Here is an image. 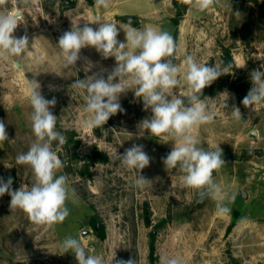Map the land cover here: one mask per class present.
I'll return each mask as SVG.
<instances>
[{"label": "rangeland", "instance_id": "obj_1", "mask_svg": "<svg viewBox=\"0 0 264 264\" xmlns=\"http://www.w3.org/2000/svg\"><path fill=\"white\" fill-rule=\"evenodd\" d=\"M263 1L217 0L199 11L186 0H109L107 9L97 8L95 0H39L31 6L9 0V10H21V24L13 35L27 34L31 55L18 66L16 58L0 59V121L9 137L0 145V178L7 181L6 173L12 172L18 180L12 190L35 183L30 166L16 163V156L26 153L36 139L29 103V82L35 80L46 99H56L50 111L57 118L56 130L66 138L57 152L63 167L56 175L68 180L69 215L63 223L37 226L23 211L11 209L7 193L0 197V264H78L73 253L62 250L66 237L80 239L105 264L129 259L162 264L171 258L180 264H264V106L246 108L242 103L252 87L250 73L264 71ZM179 12L183 14L175 25L172 19ZM122 16L129 17L133 27L153 26L177 38L175 63L192 55L198 63L228 68L211 84L212 92L210 85L203 89L201 99L214 113L213 121L191 134L199 147L213 151L219 146L222 151L225 165L213 177L227 194L229 214L216 215L214 199L201 200L197 191L183 185L179 168L165 167L175 140L165 141L139 127L152 113L133 91L120 96L122 110L103 126H83L89 118L83 111L84 95L72 84L93 74L107 79L116 62L87 47L74 67H66L58 40L72 27L88 23L97 28L93 23L100 21L117 23L123 42L128 22L120 21ZM226 52L234 69L228 67ZM89 61L93 67L86 72ZM180 78L172 95L187 103V84ZM233 106L240 109L239 121L231 115ZM56 145L53 142L54 150ZM133 145H143L151 158L140 173L151 184L142 189L134 186L137 172L117 156ZM98 153H105L108 161L94 163ZM94 220L105 228V239L95 232ZM151 232L156 233L153 257Z\"/></svg>", "mask_w": 264, "mask_h": 264}, {"label": "clouds", "instance_id": "obj_2", "mask_svg": "<svg viewBox=\"0 0 264 264\" xmlns=\"http://www.w3.org/2000/svg\"><path fill=\"white\" fill-rule=\"evenodd\" d=\"M216 2L186 0L199 11L210 9ZM11 3L31 6L38 4L39 0H11ZM8 4L9 0H0V59L16 58L18 66L21 59L31 55L29 37L27 34L19 37L13 35L21 24V10L19 7L9 10ZM95 4L97 8L104 9L110 6L109 0H95ZM93 24L99 26L93 28L86 23L83 27H72L63 33L57 44L65 66L69 68L77 64L81 49L87 47L94 48L104 59L114 58L116 62L107 79L93 74L85 79H76L72 84V88L81 90L84 95L83 111L89 118L83 121V126L87 129L103 126L111 116L122 110L120 96L133 91L135 97L142 100L144 110H151L152 113L151 118H145L139 127L165 141L175 140L174 147L163 161L165 167L179 168L183 173V185L197 191L201 200L214 199L217 202L216 215L229 214L230 208L224 203L227 194L213 177V172L225 165L222 151L219 146L213 151L199 147L200 141L191 134L195 128L213 121L214 113L201 99L203 89L224 75L228 68L221 70L217 66L198 63L192 55L185 56L180 63L173 62L177 51L173 36L153 26L136 28L129 20L123 29L119 27L125 33V41L122 42L118 40L117 23L96 21ZM92 67L89 61L85 71H91ZM181 75L187 84V103L172 95V90L182 82ZM250 78L252 87L242 103L246 108L264 106V71L253 70ZM29 103L32 108V131L36 139L26 153L16 156V163L30 166L35 183L30 188L21 185L18 190H12V178L9 177L7 181L0 178V197L7 193L11 197V209L23 211L37 226L51 227L63 223L69 215L66 207L68 180L65 175H56L63 167L57 152L66 143V138L56 130L57 118L50 111L56 99H46L35 80L29 82ZM231 115L236 121L242 118L240 109L235 106ZM8 140L5 123L0 121V143ZM53 142H57L56 150L53 149ZM117 156L123 166L137 172L135 187L142 189L151 184L140 174L150 165L151 159L143 145H133L123 155ZM62 250L73 253L78 264H105L101 256L90 254L91 250H86L78 238L66 237ZM116 264H136V261L120 260ZM162 264H180V261L176 258L164 259Z\"/></svg>", "mask_w": 264, "mask_h": 264}, {"label": "trees", "instance_id": "obj_3", "mask_svg": "<svg viewBox=\"0 0 264 264\" xmlns=\"http://www.w3.org/2000/svg\"><path fill=\"white\" fill-rule=\"evenodd\" d=\"M90 4H92V2H93V0H87ZM253 2H258V0H252ZM176 4H177V2H176ZM261 8H262V10L264 11V1H263V3L261 4ZM182 12H179L178 13V17H175L174 19H172V21H173V23L175 24V25H178V22H179V18L182 16ZM129 19V17H127V16H122V17H120V21H122V22H124V23H127L128 20ZM175 40V42L177 41V38H175L174 39ZM226 59H227V64H228V67L230 68V69H234L235 68V63H234V61H233V59H232V57L230 56V53L229 52H226ZM173 62H175V59H174V61ZM216 81V80H215ZM215 81L212 83L213 84V86L215 85ZM99 155H94V159H93V162L95 163V162H107L108 161V156L105 154V153H98ZM215 173V171L213 172V174ZM92 225H93V227H94V230H95V232H97V234H98V236L101 238V239H105V228L102 226V225H98L97 224V222L94 220V221H92ZM233 225L234 224H232V225H230L229 227H228V232H230L232 229H233ZM155 232H151L150 233V237H151V239H152V242H151V246H150V250H151V256L153 257L154 256V254H155V245H154V240H155ZM235 264H241V263H238V261L237 262H235Z\"/></svg>", "mask_w": 264, "mask_h": 264}, {"label": "water", "instance_id": "obj_4", "mask_svg": "<svg viewBox=\"0 0 264 264\" xmlns=\"http://www.w3.org/2000/svg\"><path fill=\"white\" fill-rule=\"evenodd\" d=\"M210 92H212V85H210ZM11 177L12 178V181L13 183L12 184H15V183H18V180L15 178L14 174L10 171H8L6 173V179L8 180V178Z\"/></svg>", "mask_w": 264, "mask_h": 264}, {"label": "crops", "instance_id": "obj_5", "mask_svg": "<svg viewBox=\"0 0 264 264\" xmlns=\"http://www.w3.org/2000/svg\"><path fill=\"white\" fill-rule=\"evenodd\" d=\"M0 145H2V143H0Z\"/></svg>", "mask_w": 264, "mask_h": 264}]
</instances>
